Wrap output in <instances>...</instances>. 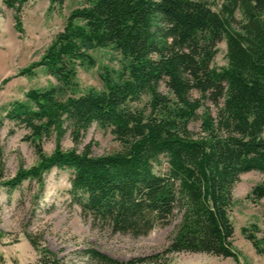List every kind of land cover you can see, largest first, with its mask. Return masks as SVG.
<instances>
[{
  "label": "trees",
  "instance_id": "1",
  "mask_svg": "<svg viewBox=\"0 0 264 264\" xmlns=\"http://www.w3.org/2000/svg\"><path fill=\"white\" fill-rule=\"evenodd\" d=\"M27 2L0 0L18 30ZM223 41L228 63L217 69L212 61ZM100 48L122 56L121 70L101 76V91L68 96L77 68L93 66L89 52ZM36 68L57 85L29 91L28 103L11 104L5 119L27 131L23 141L37 163L6 181L0 168V188L11 192L26 181L41 187L53 168H68L72 189L86 196L84 213L113 233L142 237L174 222L162 251L118 262L88 249L96 264H168L181 253L236 259L229 209L242 174L262 175L250 198L264 200V0H224L217 12L203 0H84L21 74ZM197 121L200 129L192 132ZM93 124L110 131L118 151L95 157L88 148H61L65 135L77 145ZM52 135L56 146L47 155L42 144ZM162 158L167 167L158 174ZM254 232L255 226L242 230L264 256V240ZM29 242L39 252L35 264H60L56 254Z\"/></svg>",
  "mask_w": 264,
  "mask_h": 264
},
{
  "label": "rangeland",
  "instance_id": "2",
  "mask_svg": "<svg viewBox=\"0 0 264 264\" xmlns=\"http://www.w3.org/2000/svg\"><path fill=\"white\" fill-rule=\"evenodd\" d=\"M203 1L216 12L224 2ZM83 5L84 0H65L61 6L51 4L50 0H28L21 12V28L18 30L13 11L0 3V168L3 181L13 178L18 169H28L37 163L33 147L23 141L27 131L5 119L6 111L15 102L28 103L26 94L29 91L57 85L43 68L34 69L29 76L21 73L39 61L55 35L63 30L69 14ZM234 18L233 26L237 28L236 22L241 21L242 16L236 12ZM89 54L94 65L77 68V85L73 92L67 93L68 96H78L88 90H103L101 76L107 73L115 77L124 63L122 56L111 48L96 49ZM227 63L223 41L217 46L212 67L219 69ZM205 105L215 111L210 103ZM199 129L198 121L190 124L192 132ZM55 146L53 135L42 144L47 155L53 152ZM60 146L63 150L75 148L79 152L88 148L95 157L111 154L120 148L110 131L96 124L89 127L77 145L67 134L60 140ZM166 167L162 158L161 165L155 166L154 170L162 174ZM72 175L71 169L53 168L45 174L41 187L35 181H26L11 192L0 188V231L3 234L0 264H35L39 252L29 239L36 240L40 248L56 254L60 264H96L87 256L88 249L118 262H128L165 248L174 222L157 225L142 237L113 233L84 213L81 203L86 196L72 189ZM261 179L262 175L257 171L242 174L232 190L229 220L234 230L232 246L236 259L181 253L170 256L168 264H264V256L256 253L242 233L243 229L253 232L255 226L257 239L264 240V200L253 202L250 198L251 189Z\"/></svg>",
  "mask_w": 264,
  "mask_h": 264
}]
</instances>
